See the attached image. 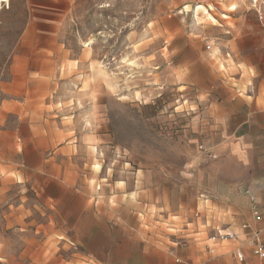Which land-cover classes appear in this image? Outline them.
<instances>
[{"label":"rangeland","instance_id":"rangeland-1","mask_svg":"<svg viewBox=\"0 0 264 264\" xmlns=\"http://www.w3.org/2000/svg\"><path fill=\"white\" fill-rule=\"evenodd\" d=\"M256 100L264 0L5 1L0 264L159 263L125 223L190 264L186 240L208 244L249 201ZM193 219L201 234L182 235Z\"/></svg>","mask_w":264,"mask_h":264},{"label":"crops","instance_id":"crops-1","mask_svg":"<svg viewBox=\"0 0 264 264\" xmlns=\"http://www.w3.org/2000/svg\"><path fill=\"white\" fill-rule=\"evenodd\" d=\"M250 105V111L246 114L248 119L256 118L255 126L257 130L261 128V124L258 121V117L264 116V108L258 104L257 100ZM246 123V121L244 122ZM242 127V126H241ZM237 135V133H235ZM244 136V135H243ZM243 139L241 140L242 143ZM240 162H247L249 156L242 147H239L236 151ZM264 154L262 153V156ZM256 158V168L252 170L251 176L249 178V189L246 190V194L249 197L243 210L240 212L241 216H238V223H232L226 227H216L218 230H229L237 234V238L233 240H227L224 242H214L208 238V244L200 246L199 242H196L195 238L187 239L186 242L190 243L187 248V253L189 257L190 264H264V258L256 256L251 250V236L255 232H259V239L264 243V159ZM246 187V185H244ZM254 209L259 211V217L255 218L253 215ZM167 219L166 217H164ZM207 217H205V222L207 223ZM205 223V224H206ZM246 223L249 225L247 230H242L241 225ZM193 224V234H186L185 232L190 231L189 225ZM131 226L125 223V242L126 244L137 243L138 241L143 244V248L149 249L154 252L151 255L159 256L160 262L157 264H168L172 261V254L166 252L163 256L159 254V251L166 247L165 240L160 239L155 234L147 235L146 232L134 235L131 232ZM214 229V230H215ZM201 227L199 225L198 219H193L189 221L187 226L184 227L182 235L190 237L191 235L201 234ZM189 233V232H188ZM241 247L245 253V260L240 262L237 260L235 253L236 250ZM128 250V248H125ZM158 253V254H157ZM129 255L125 254V264H129L127 261Z\"/></svg>","mask_w":264,"mask_h":264},{"label":"built area","instance_id":"built-area-1","mask_svg":"<svg viewBox=\"0 0 264 264\" xmlns=\"http://www.w3.org/2000/svg\"><path fill=\"white\" fill-rule=\"evenodd\" d=\"M258 13H261V9H258ZM200 149L203 150L206 155L209 158H215L216 155L210 153L207 149L204 148V146H200ZM259 211L257 209H254L253 215L255 218L259 217ZM249 228V225L246 223H243L241 225L242 230H247ZM237 238V234L235 232L229 231L227 229L225 230H218L214 233V235L211 237V240L214 242H224L227 240H233ZM251 250L254 255L259 256L261 258H264V243L259 239V232H255L251 236ZM235 256L238 261L243 262L245 260V253L241 247H239L236 250Z\"/></svg>","mask_w":264,"mask_h":264},{"label":"bare ground","instance_id":"bare-ground-1","mask_svg":"<svg viewBox=\"0 0 264 264\" xmlns=\"http://www.w3.org/2000/svg\"><path fill=\"white\" fill-rule=\"evenodd\" d=\"M5 1H9V0H0V12H1L2 8H3V4H4ZM256 2H257V0H256ZM204 14H206V11H204Z\"/></svg>","mask_w":264,"mask_h":264}]
</instances>
